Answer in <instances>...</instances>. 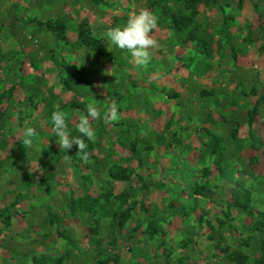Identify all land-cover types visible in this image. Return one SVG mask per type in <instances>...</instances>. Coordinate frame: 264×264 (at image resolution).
Wrapping results in <instances>:
<instances>
[{"label":"rangeland","instance_id":"rangeland-1","mask_svg":"<svg viewBox=\"0 0 264 264\" xmlns=\"http://www.w3.org/2000/svg\"><path fill=\"white\" fill-rule=\"evenodd\" d=\"M141 9L144 67L105 37ZM93 99L66 158L51 113ZM0 116V264H264V0H0Z\"/></svg>","mask_w":264,"mask_h":264},{"label":"clouds","instance_id":"clouds-1","mask_svg":"<svg viewBox=\"0 0 264 264\" xmlns=\"http://www.w3.org/2000/svg\"><path fill=\"white\" fill-rule=\"evenodd\" d=\"M158 24L159 19L156 15L146 9H141L132 12L123 26L107 29L105 37L115 48L127 51L137 66L144 67L151 60V50L158 47V41L151 36ZM118 116L119 112L115 102H112L109 110L102 115L95 99H93L86 105V114L82 115L76 124V132L79 135L72 134L67 114L61 110L51 113V133L56 137L55 142L59 149L63 150L66 158L69 157L67 153L75 146L77 155L83 161H87L89 159V154L86 151L88 142H93L96 136L95 128L90 121L103 120L108 123L117 120ZM37 135L35 128L25 127L22 143L25 146H31L33 138Z\"/></svg>","mask_w":264,"mask_h":264},{"label":"trees","instance_id":"trees-1","mask_svg":"<svg viewBox=\"0 0 264 264\" xmlns=\"http://www.w3.org/2000/svg\"><path fill=\"white\" fill-rule=\"evenodd\" d=\"M173 17V27L178 31V32H183L182 30L183 29H186L188 28L189 26H191L192 22L190 19L188 18H183V19H180V20H176L174 16ZM46 28L48 29V31H50L51 35L59 41V39L61 38L62 40H64L65 38L62 37L60 34H62V31L64 32V29H58V28H54L53 26L50 27L49 25L46 26ZM83 36V33L81 35V32L79 34V40L82 42V45L85 46L86 49H90L92 48V51H94V53H97L99 56L103 57V58H106L105 55H103L102 53V50H104V46L93 40V39H84L82 38ZM2 116H0V120H1ZM216 145L214 146L215 148H217L218 146V142L215 143ZM246 202H244L245 204ZM244 204L240 207H242V209H244ZM262 218H264V215L262 216ZM9 219V218H7ZM259 231H261V233L264 235V219H263V223L260 224L257 228ZM260 244L262 245L261 247L264 248V239L260 242ZM264 255V254H263ZM243 260V262L241 261ZM247 260V257H244V258H235V262L237 264H243L245 261ZM264 263V262H262Z\"/></svg>","mask_w":264,"mask_h":264}]
</instances>
